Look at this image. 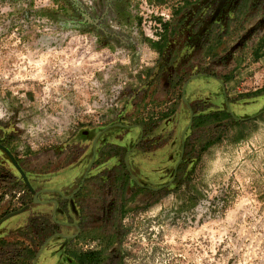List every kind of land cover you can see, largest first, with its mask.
Wrapping results in <instances>:
<instances>
[{"label": "rangeland", "instance_id": "obj_1", "mask_svg": "<svg viewBox=\"0 0 264 264\" xmlns=\"http://www.w3.org/2000/svg\"><path fill=\"white\" fill-rule=\"evenodd\" d=\"M205 2L0 0V138L12 140L36 187L64 168L46 185L71 197L70 215L40 213L7 236L18 251L32 239L40 249L32 264H74L63 244L73 242L75 228L59 220L77 221L80 205L89 227H105L104 237L119 229L115 249L126 252L127 264H264V115L257 130L248 123L242 141L233 142L237 128L227 127L220 145L199 160L184 159L193 109L226 108L237 98L249 104L255 99L248 95L264 87V58L255 61L252 54L264 27L244 53L238 49L257 21L255 12L213 24L223 38L208 56L201 32L210 12ZM164 22L174 33L161 50ZM234 67L226 86L211 76L224 78ZM173 106L175 113L161 120ZM123 161L131 172L125 194L139 197L129 202L128 214L101 216L100 206L119 202L116 166ZM183 162L186 171L175 182ZM14 183L0 184V192L21 190ZM41 193L32 206L58 205L53 198L42 201ZM13 195L2 199L1 212L23 211L2 221L20 219L28 209L23 205L30 196Z\"/></svg>", "mask_w": 264, "mask_h": 264}, {"label": "flooded vegetation", "instance_id": "obj_2", "mask_svg": "<svg viewBox=\"0 0 264 264\" xmlns=\"http://www.w3.org/2000/svg\"><path fill=\"white\" fill-rule=\"evenodd\" d=\"M206 6L209 9V15L206 23L203 25V28L201 32L203 35H206L208 40L204 43V48L206 55L210 56L212 55V52H209V44H210V37L215 31L216 26L213 24H218L221 26H225L226 24H229L230 22H236L240 21L242 18H245V20L249 19L251 15V12H255V16L257 17V21L252 25L253 27L250 28L248 31V35L246 36V39H240L243 41L238 49H242V52H245V47H247L250 39L253 35L258 33V27L259 25L264 27V0H206ZM241 10L245 11V14H242L239 16L237 13ZM138 19V18H137ZM234 20V21H233ZM140 26V25H139ZM213 26V27H211ZM220 28L219 26H217ZM213 32V33H212ZM264 38V28L261 35L257 36V41L255 43V47L257 43ZM240 41V42H241ZM253 54V52H252ZM236 72L235 67L229 71L225 75L224 78H221L217 76L216 74H211V76L216 79L218 82H221L222 85L226 86V84L233 79L227 78L230 74H234ZM264 88V87H261ZM260 89V88H257ZM255 89V90H257ZM228 96V94H227ZM238 97V96H237ZM255 99L254 102H251L249 104H243L239 98L235 101H229L230 107H222L218 108L220 110H227L231 113L233 118L237 121H249L254 120V118H257L259 116L264 115V93L253 96ZM231 105H235V110H233ZM217 110V109H215ZM256 111V112H254ZM208 112V111H207ZM254 112V113H253ZM205 113V112H195V110H192V116L190 119V124L192 125V121L194 116ZM167 119V118H166ZM250 123V122H248ZM190 125V130H191ZM190 135V134H189ZM188 137V136H187ZM186 139L184 140V145L186 146ZM185 153V148L184 151ZM183 153V154H184ZM0 156L5 160V163L0 162V184L3 185H9L12 183V181L16 183L14 184H20L21 190L17 191L14 190L12 187H4L5 192H0V221L3 219V217L7 216L12 211H4L1 212V203L2 199L4 197H8L9 194L14 191L15 196L13 195V199H20L25 200L28 196H30V202L29 200H26L27 204L23 205L24 207H27L28 209L23 212L25 216L19 218H8L0 223V264H32L33 261L36 259L37 254L39 253L40 249L37 251L33 248L32 239L30 245H26L25 247H22L19 251L17 249H12L17 244L11 243L9 239L7 238L8 235L16 233L18 229L23 228L25 225H32L33 218L36 215H46L49 212L52 213L54 210L55 216H59L64 218V216H68L71 214V211L69 210V204L70 200L68 198H71L69 195H61L62 188L58 186H49L46 185L48 179L46 182H43L45 185H41L36 187L34 185V182L32 181L31 175L29 171L24 166V160L21 159V157L17 154L14 145L12 143V140L7 137H1L0 138ZM24 156H28L26 153ZM184 160V159H183ZM7 164H10L11 167H7ZM179 163L177 165V174H178V168ZM120 168L121 173H119V176L121 177V185L122 189L119 191V196L117 199H119V202L114 207L111 203L107 206H100L99 212H101L104 216L106 214H109L110 217H112V213L114 210L117 211V213L122 216L124 214H128L126 210L128 209L129 202L133 200V202H136L138 196H131V199L128 198V196L125 194L127 192V188L130 185L131 181V172L129 167H127L126 163L123 161L121 165L116 166V169ZM187 168V166H186ZM64 168H61L51 174V182L48 181V183H55L58 180V177L61 176L62 171ZM4 171H8L11 176L4 175ZM16 171V173H14ZM22 172L26 175L30 185L32 188L27 184L25 177L23 176ZM176 174V177H177ZM175 182H178L179 179ZM86 181V180H85ZM117 182L119 180H116ZM101 182V181H98ZM85 184V183H84ZM17 185V186H18ZM81 183L78 185L79 188L76 191L79 193L83 189V186H80ZM16 186V185H15ZM139 190L142 188L140 187V184L136 186ZM8 189V191H7ZM38 191H42L40 195H44L47 197V199H41L42 201L50 200L48 198H53L52 200H57V206H52L51 202H41L34 206H32L33 200H34V194ZM82 193V192H80ZM74 195L72 198L76 200H80V195L76 197ZM41 197V196H40ZM28 199V198H27ZM80 202V201H79ZM143 204V203H142ZM43 206V207H41ZM13 210V209H11ZM111 213V214H110ZM76 214H78V220L74 222H67L65 219L59 220V223H63L62 227H72L75 228L74 235L70 239L73 241L70 243L68 241L67 243L63 244V249L65 250V254L67 255L68 259L73 261L74 264H127L126 259V252H118V249H115V246L118 245V241H115V239L118 240V237L120 235L119 229L114 228V231H110L108 235L105 236L104 226L103 225H94L92 226L90 224H87V216L84 213L83 206H79V209H76ZM93 215L97 214L96 212L92 213ZM117 217V216H116ZM18 220H21V222L18 224ZM62 234V233H60ZM59 234V235H60ZM123 237L125 236V230L122 229ZM101 236V237H98ZM111 243V244H110ZM110 246H107L109 245ZM8 246L10 248L8 249ZM4 248L3 255L5 258L1 259V249ZM8 250V251H6ZM11 250V251H10ZM30 262V263H29Z\"/></svg>", "mask_w": 264, "mask_h": 264}, {"label": "trees", "instance_id": "obj_3", "mask_svg": "<svg viewBox=\"0 0 264 264\" xmlns=\"http://www.w3.org/2000/svg\"><path fill=\"white\" fill-rule=\"evenodd\" d=\"M184 9V6L180 7L178 9L179 12H181ZM239 16L242 14H245L244 10H241L237 13ZM138 24L140 25L143 18L142 16L138 17ZM163 33L161 34V37L163 38L162 41V48L167 44L168 40V34H173L174 29H171L169 22L163 23ZM213 33V32H212ZM223 35L221 33H213L210 37V44L208 46L209 52H212L215 48L219 47L222 43ZM160 50V51H161ZM253 57L255 61L260 60L261 58H264V38L261 39L257 45L256 48L253 51ZM234 74H230L227 78H232ZM264 93V88L257 89L251 93V95H248L249 97L257 96ZM177 109V106H173L170 108L167 112L162 114L161 120H165L166 118H169L172 114L175 113ZM263 116H259L257 118H254V120L249 121H237L233 118L230 112L227 110H210L205 113H200L196 116H194L192 125H191V134L188 135L186 140V146H185V153H184V159L190 160V159H197L199 160L202 157V154L209 150L212 147H215L217 145H220L223 140L224 136L227 131V127H235L237 128V133L235 134L233 138V142H240L248 135L244 133L245 128L248 125V122L255 123L254 130L258 129V124L256 123L259 119H261ZM186 162H183L179 165L178 168V174L176 177V180H182V176L186 171ZM118 168L117 170H119Z\"/></svg>", "mask_w": 264, "mask_h": 264}, {"label": "water", "instance_id": "obj_4", "mask_svg": "<svg viewBox=\"0 0 264 264\" xmlns=\"http://www.w3.org/2000/svg\"><path fill=\"white\" fill-rule=\"evenodd\" d=\"M22 174H23V176L25 177V180H26L27 184L32 188V186L30 185V183H29V181H28L26 175L24 174V172H22ZM21 211H23V210H19V211L13 212L12 214H9V216H11V215H15V214H17V213H20ZM7 217H8V216H7ZM1 222H2V220L0 221V223H1Z\"/></svg>", "mask_w": 264, "mask_h": 264}]
</instances>
